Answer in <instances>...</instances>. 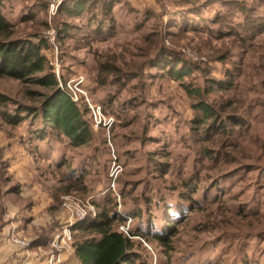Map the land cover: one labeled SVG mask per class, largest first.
<instances>
[{
  "label": "rangeland",
  "instance_id": "rangeland-1",
  "mask_svg": "<svg viewBox=\"0 0 264 264\" xmlns=\"http://www.w3.org/2000/svg\"><path fill=\"white\" fill-rule=\"evenodd\" d=\"M114 1L112 16L100 4L95 19L91 11L66 23L58 12L51 23L47 0H3L15 37L42 40L47 55L50 23L68 26L59 84L83 91L107 121L80 146L40 116L10 121L19 106L39 107L43 96L31 91L52 89L0 77V264L12 246L46 264L59 252L54 237L70 229L60 249L69 254L76 221L110 197L127 218L117 228L148 237H134L148 264H264V10L244 34L234 3L194 13L205 0Z\"/></svg>",
  "mask_w": 264,
  "mask_h": 264
},
{
  "label": "trees",
  "instance_id": "trees-1",
  "mask_svg": "<svg viewBox=\"0 0 264 264\" xmlns=\"http://www.w3.org/2000/svg\"><path fill=\"white\" fill-rule=\"evenodd\" d=\"M222 1L235 4L234 13L245 16V24H239L240 30L242 31L245 28L244 34L252 32L253 29H249L252 26L251 18L257 19L258 15L260 17L259 12L264 10V0H234L233 2L228 0H205L201 7L196 6L191 12H202L207 10L211 4L222 3ZM116 2L118 1L65 0L58 16L63 15L61 17L63 22L68 23L69 21L64 17L78 18L95 11L94 15H89L92 19H95L98 15L96 12L100 9V4H102V11L112 16L110 11L114 8V3ZM119 3L121 4L122 2L119 1ZM3 10V0H0V77L14 78L52 89L50 94H45L41 91H31L33 94L43 96L39 107L19 106L16 109L15 118H12L11 115H5V118L19 122L22 120L21 114L23 111L26 112V116H40L44 127L49 126L52 132L66 136L75 146L87 144L92 137V124L99 125L102 122H106V117L102 113L103 118L101 122L97 123L94 118V112L85 97L82 96L79 101L73 100L72 93L66 85L61 87L59 84L54 67L50 64L46 54V44L43 41L35 43L31 39L15 37V27L7 19ZM67 28L68 26L63 28L62 37L66 36ZM262 30L264 32V24L259 26V31ZM184 74L185 71L178 68L171 72L173 77L179 79ZM0 100L8 101V99L1 96ZM200 107L207 113L209 112L210 106L206 103L201 102ZM111 200L112 197L104 203H96L98 211L95 216L88 215L74 224L72 246L75 256L80 264H148L147 260L143 261L142 254L137 251L134 238L137 235L143 237H146V235L140 231L136 233L137 231L124 232L119 230L116 223H125L127 218L119 214L115 205L110 206ZM171 214L169 213V218H171ZM179 215H182V213ZM172 216L174 217H172L167 226L169 229H176L172 224H175L179 216H175V214ZM169 238L167 231H157L154 234V240L163 243H168ZM19 255V253H16V258H19Z\"/></svg>",
  "mask_w": 264,
  "mask_h": 264
},
{
  "label": "built area",
  "instance_id": "built-area-1",
  "mask_svg": "<svg viewBox=\"0 0 264 264\" xmlns=\"http://www.w3.org/2000/svg\"><path fill=\"white\" fill-rule=\"evenodd\" d=\"M65 0H47V14H48V20L49 22L52 23V18L55 17L60 8L62 7L63 3ZM50 23L49 25V29L47 31H45L44 33V38L48 41L49 45H50V52L47 55L50 61V64L54 67V70L56 72V75L60 78V74L62 72V68H61V64L63 62V59L61 58V54L59 52V48H58V43H59V39L62 36L61 33V29L54 27L52 24ZM42 40H38V42H41ZM83 77H79L77 79L74 80H70L69 82H67V85L69 86V88L72 90L71 84H73L75 87L80 85L83 82ZM61 87H63L62 82H60ZM74 87V88H75ZM76 89V88H75ZM83 91H79V90H72V98L74 101H79V99L82 97L81 93ZM87 103L89 104V106L92 108L93 112H94V118L96 120L97 123L101 122L103 115L101 112V107L98 106H94L93 104L90 103V101L88 99ZM98 108V110H97ZM72 238L71 236V230L69 229L68 231H65L63 234H57L54 239L52 240V249L58 250L57 251H53L51 250L48 261L46 264H63V259L61 256V252L60 249L62 247H64L65 245H70L71 242H69L68 240H70ZM14 243L19 245L20 247H27L29 245V243L26 241V239H23L21 237H16L14 238Z\"/></svg>",
  "mask_w": 264,
  "mask_h": 264
},
{
  "label": "crops",
  "instance_id": "crops-1",
  "mask_svg": "<svg viewBox=\"0 0 264 264\" xmlns=\"http://www.w3.org/2000/svg\"><path fill=\"white\" fill-rule=\"evenodd\" d=\"M129 1L133 2L134 4L136 3L135 0H129ZM136 4L138 5V3H136ZM68 253L69 254L63 252V254H61L62 259H63V264H75L74 262H70V260L68 259V257L72 258V256L74 258H76L75 254H74V250L71 249ZM9 257L11 260L7 261V264H17L16 251H15V248L13 246H12V251H11ZM19 258H23L25 260V262H28L29 264H36V263H39V261H41L39 264L43 263V259L40 260L39 254L34 255L33 253H31L27 257H23V255H19ZM75 260H76L77 264H80L78 259H75Z\"/></svg>",
  "mask_w": 264,
  "mask_h": 264
}]
</instances>
